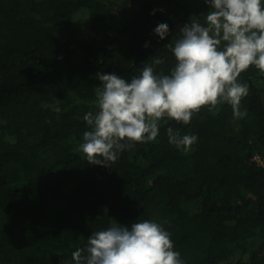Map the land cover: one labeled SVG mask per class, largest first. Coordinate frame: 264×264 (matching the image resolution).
I'll list each match as a JSON object with an SVG mask.
<instances>
[{
    "label": "trees",
    "instance_id": "obj_1",
    "mask_svg": "<svg viewBox=\"0 0 264 264\" xmlns=\"http://www.w3.org/2000/svg\"><path fill=\"white\" fill-rule=\"evenodd\" d=\"M208 11L204 0H0V264H74L93 232L143 220L170 232L184 264H264V75L255 66L238 78L249 88L243 119L227 103L188 125L165 118L156 141L131 144L110 167L78 151L83 117L98 111L97 73L130 81L158 58L168 74L165 45ZM168 127L198 140L185 153Z\"/></svg>",
    "mask_w": 264,
    "mask_h": 264
},
{
    "label": "clouds",
    "instance_id": "obj_2",
    "mask_svg": "<svg viewBox=\"0 0 264 264\" xmlns=\"http://www.w3.org/2000/svg\"><path fill=\"white\" fill-rule=\"evenodd\" d=\"M204 2L210 7L204 23L190 19L165 45L175 60L168 74L157 72L155 66L164 63L158 58L130 81L115 73H97L98 111L84 115L88 130L78 147L88 163L110 167L131 144L156 141L165 118L188 125L202 108L211 111L225 103L235 119L247 116L241 101L249 88L238 78L251 66L264 75V2ZM154 32L163 40L169 26L160 23ZM51 107L61 112L58 106ZM167 136L185 153L198 140L196 135L181 137L172 127L167 128ZM170 237L153 220L134 222L131 227L115 223L93 232L86 246L72 253V260L74 264H184Z\"/></svg>",
    "mask_w": 264,
    "mask_h": 264
},
{
    "label": "rangeland",
    "instance_id": "obj_3",
    "mask_svg": "<svg viewBox=\"0 0 264 264\" xmlns=\"http://www.w3.org/2000/svg\"><path fill=\"white\" fill-rule=\"evenodd\" d=\"M80 32L82 33V34H87L88 32H89V27L88 26H83V28H81V30H80ZM259 162H260V160H259Z\"/></svg>",
    "mask_w": 264,
    "mask_h": 264
},
{
    "label": "built area",
    "instance_id": "obj_4",
    "mask_svg": "<svg viewBox=\"0 0 264 264\" xmlns=\"http://www.w3.org/2000/svg\"><path fill=\"white\" fill-rule=\"evenodd\" d=\"M256 159H257V160H260L258 156L256 157Z\"/></svg>",
    "mask_w": 264,
    "mask_h": 264
}]
</instances>
